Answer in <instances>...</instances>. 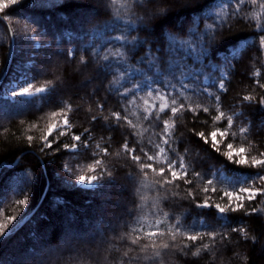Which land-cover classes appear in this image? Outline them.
<instances>
[{
    "label": "trees",
    "instance_id": "1",
    "mask_svg": "<svg viewBox=\"0 0 264 264\" xmlns=\"http://www.w3.org/2000/svg\"><path fill=\"white\" fill-rule=\"evenodd\" d=\"M6 4L0 79L12 35L14 47L0 83V236L35 211L0 240V264H264V194L243 209L224 195L264 188V168L226 155L231 143L264 158V0ZM20 76L46 89L6 96ZM157 95L184 108L158 112ZM216 128L227 135L213 147ZM169 160L183 178L172 179Z\"/></svg>",
    "mask_w": 264,
    "mask_h": 264
},
{
    "label": "snow or ice",
    "instance_id": "2",
    "mask_svg": "<svg viewBox=\"0 0 264 264\" xmlns=\"http://www.w3.org/2000/svg\"><path fill=\"white\" fill-rule=\"evenodd\" d=\"M18 0H7V4L5 5V7H8L12 4H15L17 3ZM261 28H264V25H261L260 26ZM262 40H264V37H261ZM121 78H123V73H121L120 75ZM224 83L221 82L220 83V87L221 88H224ZM46 88H35L33 90V87L31 84H29L28 87H24L21 89L20 93L19 94H31L33 92H41V91H44ZM125 91H127V89H125ZM147 95L149 97H152V92L149 91L147 93ZM154 99L156 100H159L160 101V104H159V108H158V112H163L165 109H168L170 108V111L171 113L173 114H177L179 112H181V110L184 108V105L183 104H180L178 107H173L172 105L176 104V101L175 100H172L171 101V105L169 104L168 102V98L165 96V95H157ZM245 99L247 100H251L252 97H245ZM144 103L147 105L148 107V110H149V114H151V109L153 108H156V105L154 103H149L147 100L144 101ZM195 110V109H193ZM203 111L204 112H208L209 109L208 108H203ZM53 115H57L56 113H53ZM113 116L118 120H124V121H127V123L131 126L134 127V125H132V121L131 120H128L127 116H121V113L120 112H114L113 113ZM225 117V113L224 112H220L218 115L215 116V119L216 120H221L222 118ZM63 123L64 125H68L69 124V120L67 117L64 118L63 120ZM164 125L166 126V128H170L171 127V124H170V121L169 120H164L163 121ZM228 123L231 124L232 123V120L231 118H228ZM57 128V125L55 123L53 124H50L48 126V135H51L52 132ZM242 132L246 131V129H241ZM198 135L202 138H205L206 139V136H205V133L204 132H199ZM227 133L225 131H223L222 129L220 128H216L215 130H213L211 132V140L213 142V147H215L217 144L220 143L218 137H221V136H226ZM29 140L32 139V137L30 136L28 138ZM42 139H47V136L45 137H42ZM75 140L79 141L81 139L80 136H75L74 137ZM164 143L167 144L168 143V140H164ZM65 147H68V145H65ZM228 152L226 153V155L231 159L233 158L234 156H238L239 159L236 161L238 164L240 165H248V164H251V165H254V166H257V167H261V168H264V158H259V157H256V156H252L250 157L247 152H248V149L244 146H241L239 148H235L233 144H228ZM124 148L126 150H129V145L127 143L124 144ZM165 153V150L164 148H160L159 149V154L160 155H164ZM136 161H140L141 160V156L139 155H135L133 157ZM147 159L149 161H152V160H155L156 157L155 156H148ZM143 168L145 169H153V170H156L154 169V166L152 163H146V164H143L142 165ZM167 168L169 170H171V177L173 180L177 179V178H183L180 176V174L174 170L173 168V163L171 160L168 161V164H167ZM159 171V174L161 175V177L164 176L165 174V168L164 167H160L158 169ZM197 175H199V173H197ZM79 180L81 181H85L87 180V178L85 176H80L78 178ZM96 177H92L91 180H95ZM259 179L261 181H264V176H261L259 177ZM91 180H88V181H91ZM171 181H167L166 183H170ZM209 183H211V181H209ZM204 191H208L207 188L204 189ZM242 194H246V196H243ZM259 194H264V188H252V187H244V188H241L239 190V192H226L224 195L226 197H230L231 200L233 201V203L236 204V209H243L244 207V204L242 203V200L243 199H247V200H252L254 197H256L257 195ZM19 204H26L27 201H18ZM204 206H208L207 205V202H205ZM215 207L217 209H219L221 212H225L227 209L225 207H221L219 204L215 205ZM9 220H12L14 221L16 219V217L14 216H9L8 217ZM5 225H2L0 224V233L3 232V229H4ZM156 233H152V235H155ZM214 235V234H213ZM191 239L195 240L197 239V237L193 236L191 237Z\"/></svg>",
    "mask_w": 264,
    "mask_h": 264
},
{
    "label": "rangeland",
    "instance_id": "3",
    "mask_svg": "<svg viewBox=\"0 0 264 264\" xmlns=\"http://www.w3.org/2000/svg\"><path fill=\"white\" fill-rule=\"evenodd\" d=\"M86 80L88 83H91L93 85H96V82L95 80H92L90 77H86ZM28 82L25 80V77L24 76H20L19 79H14L12 80L11 82L7 83V85L4 87V94L6 96H9V97H14L15 95H33L35 93H38V92H33L31 94H19L21 89L24 88V87H28ZM181 170L183 169V167L180 168ZM226 174L224 172H222V176H225ZM93 176H90V177H86L87 180L85 181H81L79 180V182L83 185H86V186H93L96 184V179L95 180H91ZM88 180H91V181H88ZM241 188H244V187H240Z\"/></svg>",
    "mask_w": 264,
    "mask_h": 264
},
{
    "label": "water",
    "instance_id": "4",
    "mask_svg": "<svg viewBox=\"0 0 264 264\" xmlns=\"http://www.w3.org/2000/svg\"><path fill=\"white\" fill-rule=\"evenodd\" d=\"M13 47H14V46H13V35H12V45H11V53H10V55H9V62H8V64H7V68H6L5 73L3 74V76H2L1 79H0V83H1V81L3 80V78H4V76H5L6 72H7V69L9 68L10 62H11V60H12ZM34 211H35V209H34L33 211H31L29 214H27L25 217H23L19 222H17L15 226H13V227L10 228L9 230H7L2 236H0V240H1L3 237H5L6 235H8L12 230H15L17 227L21 226L24 222H26V221L30 218V216L34 213Z\"/></svg>",
    "mask_w": 264,
    "mask_h": 264
}]
</instances>
